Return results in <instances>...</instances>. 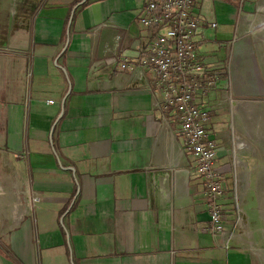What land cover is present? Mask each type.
Listing matches in <instances>:
<instances>
[{
    "label": "crops",
    "instance_id": "1",
    "mask_svg": "<svg viewBox=\"0 0 264 264\" xmlns=\"http://www.w3.org/2000/svg\"><path fill=\"white\" fill-rule=\"evenodd\" d=\"M255 2L192 7L217 25L198 53L229 64L232 120L254 103L238 98L264 101V27L232 43ZM144 5L0 0V189L10 200H0V264H264V220L247 205L259 161L225 135L220 93L208 132L219 148L223 237L208 231L204 183L178 122L157 110L149 76L120 68L147 51ZM210 43L225 55H210ZM3 181L21 183L22 197Z\"/></svg>",
    "mask_w": 264,
    "mask_h": 264
},
{
    "label": "built area",
    "instance_id": "2",
    "mask_svg": "<svg viewBox=\"0 0 264 264\" xmlns=\"http://www.w3.org/2000/svg\"><path fill=\"white\" fill-rule=\"evenodd\" d=\"M195 1L144 0V14L139 23L151 35L147 51L139 54L132 63L124 61L120 68L137 72L139 79L149 76V91L157 110L178 122L184 148L196 158V172L204 183L208 231L223 237L226 231L220 201L222 173L215 166L219 148L208 132L215 108H201L197 98L218 92L221 95L218 106L232 105L230 69L228 63L216 66L201 59L199 46L211 39L207 32L216 29L217 25L211 23L207 27L202 24L201 18L192 11ZM239 1L240 5L244 3V0ZM254 9V14L241 18L244 21L237 26L232 43L241 36H248L258 26L264 27V0H257ZM222 75L227 79L228 89L222 90L218 84ZM225 245L228 247L227 243Z\"/></svg>",
    "mask_w": 264,
    "mask_h": 264
},
{
    "label": "rangeland",
    "instance_id": "3",
    "mask_svg": "<svg viewBox=\"0 0 264 264\" xmlns=\"http://www.w3.org/2000/svg\"><path fill=\"white\" fill-rule=\"evenodd\" d=\"M203 1L213 6L211 10L215 11V9L217 8L218 0H197V4H200ZM222 1L226 3L228 0H222ZM247 1L252 2V4L255 2V0H247ZM248 8H249V5L244 7V9L246 10H248ZM206 49H209L210 55L213 54V56L216 55L219 58L225 55L224 48L222 47L218 49V46L217 44L215 45V43L208 44L206 46ZM200 52H203V51L200 50ZM201 99H202V102L201 104H199V106L203 109L210 108L211 104H215V102L218 101L217 95L215 94V92H211L208 95H206V97H202ZM238 101L240 104H243V105H248L249 103L254 102L253 103L254 106L252 105L251 107H248L246 109V110H249L250 112L247 118H246L247 115L245 112H239L233 109L234 117L232 120L231 113H230L231 111L228 108V105L223 104L222 106L224 107L222 111H224L227 114L226 117L228 121L226 125L227 127H229V129L226 127L227 131L225 135L229 136V140H231L233 137L234 138L233 141L236 142V144L237 143L243 144L245 142L247 144H250V146H252L251 148H254V150L252 149L249 152L253 157L258 159L259 163H257V165H252V171H254V176L252 179L253 181L250 182V186H251L250 191H249L250 196H249L247 205L250 206V205H253V203L256 204L257 206L255 208L256 209V212H255L256 220L259 222H262L264 220V217L259 212L263 210L264 208L263 207V202H264V116L262 115V112L264 113V101L254 100L253 98H243V97L238 98ZM232 128L234 130L233 132H232ZM2 158H3V153H0V163H1ZM1 188L2 189L4 188V191L7 189L9 191V188H10L13 192L20 193V196L22 197L21 192L23 191V188H22L21 183L11 184L8 181H3L1 183ZM0 193H1L0 200L3 199L2 202L4 203L6 202V204L9 205L10 200L8 198L7 199L5 198L6 194L2 193L1 189H0ZM3 194L5 196H3ZM16 203H18V201ZM0 204H1V201H0ZM263 228H264V225H263ZM262 245H263L262 250L264 251V244Z\"/></svg>",
    "mask_w": 264,
    "mask_h": 264
},
{
    "label": "trees",
    "instance_id": "4",
    "mask_svg": "<svg viewBox=\"0 0 264 264\" xmlns=\"http://www.w3.org/2000/svg\"><path fill=\"white\" fill-rule=\"evenodd\" d=\"M13 262H15L16 264H19V262L16 260L14 256H13Z\"/></svg>",
    "mask_w": 264,
    "mask_h": 264
},
{
    "label": "bare ground",
    "instance_id": "5",
    "mask_svg": "<svg viewBox=\"0 0 264 264\" xmlns=\"http://www.w3.org/2000/svg\"><path fill=\"white\" fill-rule=\"evenodd\" d=\"M255 133V132H254ZM258 135V134H257ZM260 137V136H259ZM258 139V138H257ZM249 147V146H248ZM252 146H250V148H251ZM252 149V148H251ZM254 150V149H253ZM1 194V193H0ZM15 210V209H14Z\"/></svg>",
    "mask_w": 264,
    "mask_h": 264
}]
</instances>
